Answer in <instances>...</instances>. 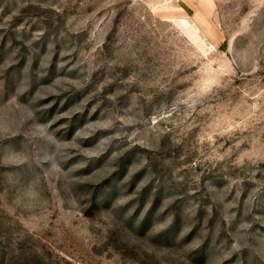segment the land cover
Masks as SVG:
<instances>
[{"label":"rangeland","instance_id":"1","mask_svg":"<svg viewBox=\"0 0 264 264\" xmlns=\"http://www.w3.org/2000/svg\"><path fill=\"white\" fill-rule=\"evenodd\" d=\"M0 264H264V0H0Z\"/></svg>","mask_w":264,"mask_h":264}]
</instances>
